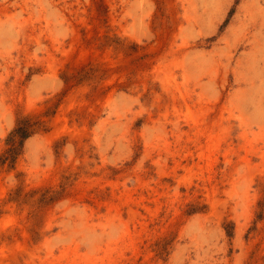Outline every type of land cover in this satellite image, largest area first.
<instances>
[{
    "label": "rangeland",
    "instance_id": "1",
    "mask_svg": "<svg viewBox=\"0 0 264 264\" xmlns=\"http://www.w3.org/2000/svg\"><path fill=\"white\" fill-rule=\"evenodd\" d=\"M0 264H264V0H0Z\"/></svg>",
    "mask_w": 264,
    "mask_h": 264
},
{
    "label": "trees",
    "instance_id": "2",
    "mask_svg": "<svg viewBox=\"0 0 264 264\" xmlns=\"http://www.w3.org/2000/svg\"><path fill=\"white\" fill-rule=\"evenodd\" d=\"M29 126L30 124L28 117L20 118L16 123L15 127L12 129L10 136H14V135H20L21 137L26 136L31 131L29 129ZM9 150H11V147L9 148Z\"/></svg>",
    "mask_w": 264,
    "mask_h": 264
}]
</instances>
